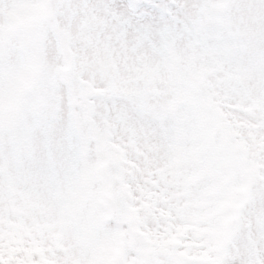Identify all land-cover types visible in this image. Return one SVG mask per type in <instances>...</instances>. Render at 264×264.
Returning a JSON list of instances; mask_svg holds the SVG:
<instances>
[{
  "label": "clouds",
  "instance_id": "obj_1",
  "mask_svg": "<svg viewBox=\"0 0 264 264\" xmlns=\"http://www.w3.org/2000/svg\"><path fill=\"white\" fill-rule=\"evenodd\" d=\"M0 264H264V0H0Z\"/></svg>",
  "mask_w": 264,
  "mask_h": 264
}]
</instances>
